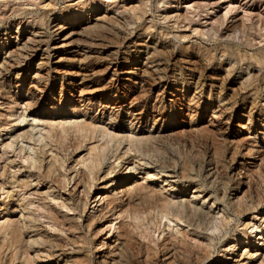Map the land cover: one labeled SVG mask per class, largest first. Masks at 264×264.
I'll return each instance as SVG.
<instances>
[{"label":"rangeland","instance_id":"374dc122","mask_svg":"<svg viewBox=\"0 0 264 264\" xmlns=\"http://www.w3.org/2000/svg\"><path fill=\"white\" fill-rule=\"evenodd\" d=\"M144 1L0 0V264H264V0Z\"/></svg>","mask_w":264,"mask_h":264},{"label":"bare ground","instance_id":"6f19581e","mask_svg":"<svg viewBox=\"0 0 264 264\" xmlns=\"http://www.w3.org/2000/svg\"><path fill=\"white\" fill-rule=\"evenodd\" d=\"M142 1H144V0H142ZM146 1V0H145ZM144 1V2H145ZM181 1L182 0H159V3H161V4H163V5H165L166 3H170L171 4V7H172V5L174 6V5H178V3H181ZM200 1H202V0H200ZM253 1V0H252ZM255 2V1H254ZM147 3V2H146ZM264 4V3H263ZM261 5V4H260ZM259 8V7H258ZM260 13L261 14H259V13H257V14H259V16H258V18L262 15V13H264V10H261L260 11ZM163 14V13H162ZM257 14H256V16H257ZM178 17L177 16V14H175V11H174V14H172V15H168V13L166 12V13H164V16H163V18H167V17ZM260 20V19H259ZM241 23H243V22H241ZM241 23H239V25L241 26V27H243L244 28V26H242V24ZM238 24L237 25H233L229 30H230V34H229V36L232 38V37H236V38H239V37H241V39H242V37L244 38V34H245V31H244V29H242V28H240V26H239ZM244 25V24H243ZM262 25H263V28H264V16H263V18H262ZM229 32V31H228ZM204 33H206V34H208V32L206 31V32H203V35H204ZM247 35V34H246ZM245 38H246V36H245ZM249 38V37H248ZM247 38V39H248ZM240 39V40H241ZM252 40V39H251ZM247 41V40H246ZM251 42V41H250ZM36 133H38V136H40V132L39 131H36ZM33 134V133H32ZM32 134H30V136L32 135ZM15 136V135H14ZM131 140H133V139H131ZM128 143V142H127ZM130 144H132V143H130ZM142 145V144H141ZM6 146H8V144L6 145ZM28 152V151H27ZM146 197V196H145ZM167 198V197H166ZM147 199V198H146ZM144 200H145V198H144ZM171 205V204H170ZM154 206V205H153ZM160 207V206H159ZM147 208V207H146ZM160 209H161V211H164V212H162V215H161V217L163 218H165V216H166V214L167 213H172V214H174L175 216L174 217H176V216H182V212L178 209V208H167V207H165V206H161L160 207ZM185 211V210H184ZM189 214V213H188ZM168 216V215H167ZM185 216H186V214H185ZM190 218V217H189ZM9 221L7 220V221H3L1 224H0V229H4L6 232H8L9 233V235H10V238H11V241L13 240V241H15L16 242V240H18V234H17V232H16V229H12V228H10L11 226H9V223H8ZM213 225V224H212ZM4 231V232H5ZM12 256V255H11ZM27 257V256H26ZM28 258V257H27ZM26 259V258H25ZM25 261V260H24ZM32 261V260H31ZM29 264V263H28Z\"/></svg>","mask_w":264,"mask_h":264}]
</instances>
